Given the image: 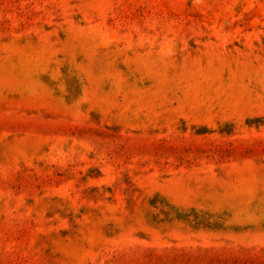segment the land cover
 <instances>
[{"label":"rangeland","instance_id":"rangeland-1","mask_svg":"<svg viewBox=\"0 0 264 264\" xmlns=\"http://www.w3.org/2000/svg\"><path fill=\"white\" fill-rule=\"evenodd\" d=\"M0 264H264V0H0Z\"/></svg>","mask_w":264,"mask_h":264}]
</instances>
